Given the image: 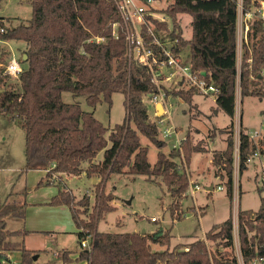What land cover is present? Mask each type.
I'll return each mask as SVG.
<instances>
[{
  "label": "trees",
  "instance_id": "obj_1",
  "mask_svg": "<svg viewBox=\"0 0 264 264\" xmlns=\"http://www.w3.org/2000/svg\"><path fill=\"white\" fill-rule=\"evenodd\" d=\"M3 0H0L2 2ZM238 0H171L161 11L176 39L175 53L188 50L185 63L194 72L210 77L217 92L213 95L216 111L225 113L230 123L222 130L226 136L225 149L212 151L211 165L219 178L226 197L232 200L234 179V117L235 96L239 80L240 97L264 99V26L254 18L247 21V41L239 75L237 70V7ZM257 0H242V11L257 5ZM31 18L27 24L6 28L0 42H22L20 64H25L15 80L3 74L0 67V116L19 122L24 133V166L19 177L29 171L44 170L46 176L39 185H63V176L84 174L96 179L94 206L89 197L77 200L70 190H60L50 205L69 208L72 221L79 230V244L90 236V251H81L78 259L88 264H238L233 254V219L229 217L213 226L204 239L170 245V229L153 235L141 233L110 234L97 231V224L105 213L113 210V196L104 193L111 175L144 176L147 181L161 183L172 198L169 206L173 220L181 219V201L186 198L188 175L179 169L181 156L189 166L192 155L206 153L201 142L193 144L187 134L180 151L157 154L156 162H148L147 148L141 146L145 137L157 148L159 126L148 119V107L143 98L155 94L156 87L148 72L129 63L125 56L124 39L111 36V24L118 20L114 0H29ZM179 15L191 17V37H183ZM5 20V19H4ZM103 38V42H96ZM26 60L23 61V56ZM6 62L0 57V65ZM171 99H181L191 106L194 89L182 87L166 90ZM71 93L85 99L89 107L99 102L111 103L113 94L124 96L125 117L110 131L81 110L78 104H65L61 95ZM264 115V114H263ZM264 159V134L259 142ZM254 146L246 130L240 126L237 148L238 172L247 170V160ZM103 152L102 161L95 163ZM159 184V183H158ZM160 185V184H159ZM259 208L256 211H237L239 249L244 264L264 257V181L256 188ZM25 203L6 199L0 202V259L17 252L18 264H34V251L12 240L22 239L27 232L7 230V220L23 221ZM202 212V211H201ZM213 243L211 251L206 242ZM153 245L162 250L154 251ZM219 248L223 251L219 252ZM4 255V256H3ZM66 261V260H64Z\"/></svg>",
  "mask_w": 264,
  "mask_h": 264
},
{
  "label": "rangeland",
  "instance_id": "obj_2",
  "mask_svg": "<svg viewBox=\"0 0 264 264\" xmlns=\"http://www.w3.org/2000/svg\"><path fill=\"white\" fill-rule=\"evenodd\" d=\"M238 1L241 3L242 0ZM169 2V0H159L158 5L163 10L166 9ZM157 15L158 18H165L161 12H158ZM242 15V12L239 10L237 27L240 30L242 24L244 36V25L247 24V20L245 21V16ZM0 18L5 19L9 28H13L19 24H27L31 18L29 0H3L0 2ZM179 24L183 31V37L189 40L191 37V17L179 15ZM24 47L25 44L22 42H0V57L5 62L8 61L11 54H14L19 59ZM180 55L183 60H186L188 50H182ZM20 66L21 68L26 67L25 64H20ZM163 85L167 88L170 87L169 84ZM61 99L65 104H78L82 111L92 113L94 118L108 131L114 125L122 123L125 117L124 96L120 93L112 95L110 104L101 101L94 108L89 107L83 97L74 96L71 93H63ZM143 101L149 109H152L146 97L143 98ZM168 105L171 123L178 131L179 138H185L188 134L193 144L201 142L211 152L225 149L224 139L226 136L216 134L214 139L211 137L214 134L213 130H222L230 123V119L225 113L216 111L214 96L204 97L200 94H194L191 106L186 103H179L178 100L169 97ZM262 112H264V99L241 98L238 80L235 96V126L233 134L236 149L238 148L239 141L240 120L242 121L243 128L249 129L251 133H263L264 122L261 117ZM0 118V202L6 199L18 201L21 194L17 192H20V189L24 186V177L28 173L21 177L18 176L24 166V133L18 121L1 116ZM164 120L165 123H168L167 118ZM262 135L253 141L252 144L259 145ZM161 136L159 132V140L165 143L163 148H157L145 137H140L141 146L148 150L147 158L150 165H154L159 152L168 155L171 151L172 141H164ZM208 150L206 151L207 154ZM206 153L192 155L189 166L185 165L182 160L179 164V169L183 164L186 166L189 184L192 187L194 185L200 187V190L195 192L194 201L190 196H186L181 201L182 216L180 220H173L170 214L169 206L172 198L166 187L161 183L160 178L157 180V183H153L147 181L144 176L111 175L105 183L104 193H110L113 196L110 203L113 210L102 216L97 224V231L110 234L143 232L151 234L170 229V245L172 247L177 244L190 243L196 239H204V234L213 226L223 223L230 213L234 220L238 210L256 211L259 208V195L256 188L262 186L261 165L258 164L253 172L251 165L247 168V171L240 175L238 172V161L235 159L233 165V195L232 200L229 201L224 190L218 191L216 189L219 186L220 180H214L215 169L208 163L211 155L207 157ZM102 159L103 152H100L94 162L98 163ZM211 184H213L214 189L210 192L206 190V187ZM53 186L57 187L58 190H70L77 200L81 199L86 191H91V193L94 191L91 181L84 174L66 177L63 179V185L55 183ZM188 190L189 186L186 192ZM89 203L91 209L95 203L94 196L91 200L89 198ZM152 218L156 219L157 222H151ZM6 228L9 231L21 230L20 221L8 219ZM233 233V254L237 258L239 243L236 233ZM12 241L17 246H24V243L19 238H15ZM206 245L211 251L216 250L213 243L207 241ZM74 247L75 249L82 250L76 240ZM222 251L223 249L219 248V252ZM35 256L37 254L33 255V257ZM33 262L34 264H40L37 258Z\"/></svg>",
  "mask_w": 264,
  "mask_h": 264
},
{
  "label": "built area",
  "instance_id": "obj_3",
  "mask_svg": "<svg viewBox=\"0 0 264 264\" xmlns=\"http://www.w3.org/2000/svg\"><path fill=\"white\" fill-rule=\"evenodd\" d=\"M118 20L111 24V36L117 40L120 37L124 39L125 44V56L129 63H133L143 69H145L151 76L152 82L156 87V92L153 95L147 97L152 109L148 108V119L150 122H154L159 126L160 135L162 139L171 140V149L179 150L181 142L184 138L178 137V131L171 123L169 116L168 98L165 94L166 90H175L182 87L194 89L201 96H213L217 90L212 84L210 77H205V73L194 72L191 70L189 63H185L180 53H175L176 39L171 38V27L162 29L158 25L167 22L166 17L158 18V12L160 9L159 0H114ZM257 5H253L252 9L246 12L242 11V1H237L238 12H242L245 16V21L252 20L254 18L259 19L264 26V0H257ZM242 15V16H243ZM238 22V13H237ZM239 25V23H238ZM247 25V24H246ZM243 26L241 24L240 30L237 27V70L239 75V69L241 65L243 44L247 41L248 25ZM6 21L0 18V33H4L7 28ZM103 38H97L96 42H103ZM244 41V43H243ZM3 67V74L8 76L11 80H15L21 72V66L18 57L14 54L9 56L8 61ZM264 83V72L262 73ZM163 84H169L167 88ZM160 104L162 107V115L158 116L155 107ZM165 118L168 119V123H165ZM261 136L259 133L249 135L251 142L255 141ZM263 136V135H262ZM254 145V151L250 155L247 163H252L256 160L262 168V178L264 181V159L259 152V146ZM183 163V158L181 156ZM183 168V169H181ZM187 174V168L183 164L181 166ZM200 190L198 185L193 187L189 184V190L185 196H190L194 201L195 192ZM217 190H222L218 187ZM88 195V194H87ZM196 212H198L196 210ZM233 219V218H232ZM151 222H156V219L152 218ZM233 232L237 233V214L233 220ZM234 235V233H233ZM91 237H86L85 240L80 242V248L83 251H90ZM237 263L244 264L242 261L240 249L237 254ZM250 264H264V257L255 258Z\"/></svg>",
  "mask_w": 264,
  "mask_h": 264
},
{
  "label": "crops",
  "instance_id": "obj_4",
  "mask_svg": "<svg viewBox=\"0 0 264 264\" xmlns=\"http://www.w3.org/2000/svg\"><path fill=\"white\" fill-rule=\"evenodd\" d=\"M179 103H184L181 99H177ZM264 112H262L261 117L264 122ZM235 118V117H234ZM1 119V118H0ZM242 121L240 120V126ZM235 126V119H234ZM243 127V125H242ZM245 129V128H244ZM248 135H252L249 129H245ZM259 134H264L260 132H255ZM235 146V143H234ZM208 150V148H207ZM236 146L234 148L235 159H237ZM208 155H211V151L208 150ZM208 163L211 165V158L209 157ZM252 165V172L258 162L253 160L252 163L247 165V168ZM215 171V170H214ZM247 171V170H246ZM46 171L44 170H34L29 171L24 177V186L20 189L18 194H21L19 201L25 203V217L23 221H20L21 231L27 232L26 235L21 239L27 250L36 252L37 260L40 264H88L87 261H81L78 259L79 254L82 250L75 249V240L79 243L77 239V234L79 230L75 227L69 208L66 206H51V199L58 193V188L50 186L39 185L44 181L46 176ZM81 176V175H79ZM69 176H63V179ZM94 186L98 180L89 179ZM215 181H219V178L214 176ZM220 184V183H219ZM218 185V184H217ZM221 187L223 191V186ZM216 188V189H217ZM214 189L213 184L206 187V190L210 192ZM88 194V195H87ZM91 194V195H90ZM94 191H86L90 200L94 196ZM82 197V196H81ZM157 222V220H156ZM155 223V222H154ZM160 232V231H159ZM165 230H162L164 233ZM158 232H154L146 235H153ZM141 234H145L144 232ZM154 251L162 250L157 245H153ZM19 254L10 253L6 254L3 259H0V264H18ZM51 257V259H50ZM66 260V261H64Z\"/></svg>",
  "mask_w": 264,
  "mask_h": 264
},
{
  "label": "water",
  "instance_id": "obj_5",
  "mask_svg": "<svg viewBox=\"0 0 264 264\" xmlns=\"http://www.w3.org/2000/svg\"><path fill=\"white\" fill-rule=\"evenodd\" d=\"M169 1H171V0H169ZM25 60H26V56L24 55L23 56V61H25ZM155 110H156L158 116H161L162 115V107H161L160 104H157L156 105ZM33 260L35 261L36 260V257H33Z\"/></svg>",
  "mask_w": 264,
  "mask_h": 264
}]
</instances>
